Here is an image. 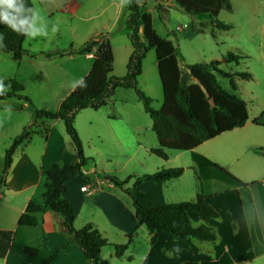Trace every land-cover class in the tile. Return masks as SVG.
Here are the masks:
<instances>
[{
  "label": "crops",
  "instance_id": "1",
  "mask_svg": "<svg viewBox=\"0 0 264 264\" xmlns=\"http://www.w3.org/2000/svg\"><path fill=\"white\" fill-rule=\"evenodd\" d=\"M7 1L0 0V4ZM123 1L31 0L33 5L31 28L22 46L26 41L27 46H23V48L32 53L62 51L69 47L77 48L93 36L105 35L113 51L111 36H108L107 33H114V40L121 42L128 60L132 49L129 50L123 37L128 38L123 33L115 31L123 10ZM230 2L232 3V0ZM156 3L157 1L154 0L144 1V5L148 6L146 7L147 11L152 16V10ZM166 8L164 6L161 10ZM232 25L234 27V24ZM78 32L81 37L80 34L78 36ZM58 34H64L66 39L69 38L70 45L68 47L62 48L65 45H57V43L53 47H43L46 40ZM59 47L61 48L59 49ZM94 59L93 50L87 54H71L51 60L25 55L18 62L31 68V73L35 76L37 83H40L41 75L47 74L46 71H49L50 74L51 72L52 74L63 72L70 76L69 83L64 86L59 95L55 96L57 109L61 101L88 74ZM155 62L157 67V60ZM50 63L53 64L51 67L48 66ZM221 65L222 63L220 64L222 69ZM261 67V71L264 73L263 56ZM114 70L113 68V74ZM118 72L121 70L119 69ZM248 73L251 75L249 80H253L256 85L263 78L258 72ZM124 74L115 72L114 75L123 76ZM30 80L34 81V78L30 77ZM18 82L23 83L24 81L20 79ZM238 85L235 91L238 90ZM132 93H134L132 89L117 88L107 102L109 101L112 106L118 102L134 104L139 100ZM245 94H249L252 100H256V94L252 92ZM17 105L9 110H18ZM247 111L248 120L242 127L209 139L191 151L210 163L199 160L198 165L194 156L190 155L191 165H187L178 178L162 183L143 181L135 187H132L135 178L160 168H171V162L180 154L172 155L173 158L170 160V156L166 152L167 159L159 158L162 162H155L149 158L150 149L156 148L158 143L155 144L152 139L149 142L144 140L141 137L142 126L140 123H132L127 118L120 117L118 119L115 116H110L106 121L99 123L96 128L90 129V137L92 136L98 143L107 140L110 141L113 150H124V142L128 139L126 128L129 124L134 135L131 133L129 137L131 143L128 146L122 167L131 161H134V167L128 173L127 177H131V179L125 188H129L130 193L141 205L150 206L188 201L193 200L197 194H202L206 203L218 213L217 218L204 219L197 213L189 212L193 226L206 224L212 227L217 235L213 241L193 240L197 247L196 252L181 249L164 232H159L155 243L151 245L146 228L139 223L134 214L131 194L114 186L106 177L111 175L112 170L96 164L87 170L83 167L81 178L77 179L78 176H76L65 182L64 196L75 213L74 227L79 229L85 223L91 222L106 238L108 244L100 250L99 264H112L109 261L112 258L117 259L114 256L113 245L124 243H127L128 247L119 258L125 257L130 263L132 261V264H179L183 262L252 264L254 263L252 261L264 256V253L256 256L253 248V233L256 228L260 232L262 245H264V155L255 151L257 148H264V101L253 104L252 113L247 105ZM255 120L258 123H255ZM57 121L60 120L53 121L50 128L54 127ZM47 123L48 121L39 122L37 126L47 130L46 139L48 140L50 132L45 127ZM27 148L26 146L17 148L5 178V186L0 187V209L5 216H2L3 221L0 222V264H40L41 259L48 257L55 248L69 241V235L61 229L59 217L49 210L40 216L41 223L38 226H19L17 224L18 218L24 212L29 201L42 202L43 176L41 172L54 163L50 160L46 164L43 158L41 161L33 160L27 153ZM244 149L252 150L250 158L242 157ZM98 152L100 161L110 160L107 157L101 158L102 153L100 150ZM76 161L77 159L72 164ZM58 164L63 166L67 163ZM213 165L223 168L244 184L255 182V185L247 186L248 194L243 195V193H239V188L232 186ZM188 169H193L196 173L192 180L184 179ZM85 176L88 179L83 180L82 178ZM84 181H87L86 185H84ZM102 184L105 185V188L102 187ZM82 187H86V189L81 190ZM20 194H23L21 201L13 198V195L19 196ZM81 217L83 219L80 220ZM7 219L14 220L16 223L11 222L9 225ZM18 234L21 237L16 240ZM129 234L130 238H128ZM136 235L138 238H135ZM138 241H141L142 247L137 249L139 254L136 259L137 263H134L133 250ZM24 247L37 248L38 255L31 257L24 254ZM79 251L75 245L68 243L66 247L58 249L55 259L50 264H86L85 257ZM259 263L264 264V262Z\"/></svg>",
  "mask_w": 264,
  "mask_h": 264
},
{
  "label": "trees",
  "instance_id": "2",
  "mask_svg": "<svg viewBox=\"0 0 264 264\" xmlns=\"http://www.w3.org/2000/svg\"><path fill=\"white\" fill-rule=\"evenodd\" d=\"M144 1L124 0L123 10L115 29L128 38L132 47L123 76L113 74V51L105 35L93 36L79 47H70L63 51L32 53L24 49L22 43L31 28L33 13L31 0H8L0 4V51L9 53L13 60L18 61L25 55L49 60L64 55L87 54L93 50L95 56L88 74L61 101L56 110L33 107L29 98L22 94L23 86L16 79L0 80V100L16 97L24 100L33 111V124L24 127L4 152L0 187L5 186V178L17 148L29 143L31 133L46 136L47 130L39 128L37 123L62 121L65 132L75 148L77 159L75 163L63 166L53 163L42 170V202L29 201L17 221L19 226H38L41 223L40 216L49 210L59 217L61 229L69 235V241L55 248L48 257L41 259L40 264H50L55 259L58 249L66 247L68 243L75 245L82 252L86 264H99L100 250L108 244L93 223H85L79 229L74 227L75 213L64 196L65 182L76 176H82V168L88 161L83 154L82 142L74 127L75 117L81 110L100 109L117 88L132 89L143 105L145 113L150 117L152 131L157 139L158 146L150 149V153L163 160L167 159V149L193 150L209 139L242 127L248 120L246 102L223 89L217 82L216 74L227 77L233 91L237 89L235 77L249 80L251 75L248 72H226L220 68L221 62L218 60L180 66L178 63L180 54L177 49L174 55L161 54L158 49L159 42L155 38L153 18L147 11ZM174 2L185 13L208 17L217 30L229 31L233 28L232 24L217 19L221 10L229 12L232 10L230 0H174ZM159 7L160 4L157 3L156 9L158 10ZM151 50L157 53V73L162 91V104L159 109L151 106L150 97L138 87L142 61ZM222 58L225 62L239 64L244 56L227 52ZM254 122L258 123L257 120ZM255 151L264 155V148H257ZM194 160L197 164L199 160L210 163L198 155H194ZM213 167L218 169L232 186L238 187L239 193L248 194L247 184L223 168L217 165ZM183 171V167L160 168L135 178L132 187L143 181L162 183L176 179ZM106 177L114 186L130 193L125 185L131 177L125 179L112 175ZM131 197L134 214L139 223L146 228L151 245L155 243L159 232H164L181 249L196 252L197 247L193 240L213 241L217 237L212 227L206 224L193 226L189 217V212L197 213L204 219L218 217L217 211L206 203L202 194H197L193 200L150 206L141 205L132 194ZM130 236L129 234L128 238ZM113 247L114 256L119 258L128 245L114 244ZM253 248L256 256L264 253L258 228L253 233ZM23 252L35 257L39 250L34 247H24Z\"/></svg>",
  "mask_w": 264,
  "mask_h": 264
},
{
  "label": "rangeland",
  "instance_id": "3",
  "mask_svg": "<svg viewBox=\"0 0 264 264\" xmlns=\"http://www.w3.org/2000/svg\"><path fill=\"white\" fill-rule=\"evenodd\" d=\"M167 1V4L169 5L160 4L159 9L157 10L156 3L152 10L153 28L155 31V38L157 42H159V52L163 55H174L175 50L177 49L180 54V57L178 58L180 66L219 60L222 63V69L229 73L244 71L258 72L260 76L263 77L258 85H256L253 80L245 81L235 77L234 81H236L237 85L239 83L237 91L231 89L227 77L216 74V79L219 85L226 91L234 93L241 99H244L247 102L248 109L252 113L253 104H259L260 101H264V73L261 71V59L262 56L264 57V0H232V10L230 12L221 10L217 16L219 21L234 24V27L229 31L217 30L213 27L212 20L208 17L190 15L182 11L174 1ZM164 6L167 8L161 10ZM79 34L80 32H78V36ZM107 34L108 36H111L110 40L113 44L114 74L115 72L125 73L127 63L125 48L122 47L121 42L114 40V33ZM123 38L124 42H127L129 50L131 51L132 47L130 41L125 37ZM77 41H79L78 38ZM56 43L57 45H65L62 46V48L70 45L69 38L66 39L64 34H58L46 40L43 47H53ZM23 46H27L26 41ZM60 48L61 47H59V49ZM227 52L242 54L244 58L239 61V64L225 62L222 57ZM156 60L157 53L154 50H151L146 54L142 61V74L138 78V87L150 97L152 101L151 106L154 109H159L162 104V91L157 67L155 65ZM23 65L24 64H19L18 61L13 60L9 53L0 51V80L14 78L19 81L20 79H23L25 85L21 82L23 86L22 94L29 98L33 107L56 110L57 98L55 96L59 95L64 86L69 83L68 81L71 79L70 76L63 72L56 74H52L51 72L50 74L49 71H46L47 74L41 75L42 79L40 80V83H37L35 81V76L31 73V68ZM52 65L53 64L50 63L48 66L51 67ZM43 69L46 70V68ZM119 69L121 72H118ZM30 77H33L34 81L30 80ZM246 92L256 94V100H252L249 94H245ZM132 94L136 98V95H134V93ZM16 104H18V110H9L11 107H15ZM110 116H115L118 119H120V117H122V119L127 118L132 123H140L142 126L141 137L147 142L152 139V141L157 144V139L152 131L151 119L145 113L143 105L139 101H136L134 104L129 102H118L115 106H112L108 101L106 105L98 110L83 109L76 115L74 127L82 142L83 154L88 158L84 169L87 170L94 164L99 166L102 165L103 167L112 170V176L123 179L129 175V171L134 167V161H131L129 164L122 167L127 155L128 146H130L131 143L129 137L131 133L133 134L129 124L126 128L128 139L124 142V150H113L111 143H109L110 141L104 140L103 143H98L92 138V136L90 137V129L96 128L99 123L106 121L107 117ZM53 121H48L47 126H45L50 132L48 140L44 135L31 133L29 143L26 144V147H28L27 153L35 161H41L43 158L46 164L50 160L54 161V163L72 164V162L76 160L74 145L66 134L62 121H57L56 125L50 128V124ZM32 122V107L28 106L24 100H18V98L15 97L0 100V174L5 150L11 144L12 139L20 134L22 128L24 126H29ZM99 150L102 153L101 158L107 157L110 160H103V162L100 161L98 158ZM191 151L192 150L176 151L167 149L166 152H168L170 160L173 158L172 155L177 153L180 154L170 165L173 168L183 167L186 169L187 165H191L192 163L190 155H195L194 153H191ZM149 156V158H152L155 162H162L153 154H150ZM244 156L250 158L252 156V150L244 149L242 157ZM186 172L184 179L188 178L192 180L195 178L196 173L193 169H188ZM79 178H81V176L77 177V179ZM82 179L85 180L88 178L85 176ZM86 184L87 181H84V185ZM247 185L249 187L254 186L255 182H249ZM102 187L105 188V185L102 184ZM22 195L23 194H20L19 196L13 195V198L17 201H21ZM2 216H4V213L0 209V222L3 221ZM81 219H83V217H81L80 220ZM11 222L16 223L14 220L11 221L10 219H7L8 224ZM20 237L21 236L18 234L16 240ZM136 237L138 238V235H136L135 238ZM141 247L142 243L141 241H138V244L133 250V255H135L134 263H137L136 259L139 254V250L137 249H141ZM82 258L84 257L82 256ZM109 262L112 264L133 263L132 261L130 263L125 257L117 259L112 258ZM252 262H254L252 264H262L259 262H264V256L258 257Z\"/></svg>",
  "mask_w": 264,
  "mask_h": 264
},
{
  "label": "built area",
  "instance_id": "4",
  "mask_svg": "<svg viewBox=\"0 0 264 264\" xmlns=\"http://www.w3.org/2000/svg\"><path fill=\"white\" fill-rule=\"evenodd\" d=\"M167 0H158L157 3L161 4V5H166L167 4ZM86 187H82L81 190H85Z\"/></svg>",
  "mask_w": 264,
  "mask_h": 264
}]
</instances>
